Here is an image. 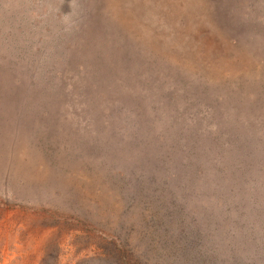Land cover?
<instances>
[{
  "label": "rangeland",
  "instance_id": "374dc122",
  "mask_svg": "<svg viewBox=\"0 0 264 264\" xmlns=\"http://www.w3.org/2000/svg\"><path fill=\"white\" fill-rule=\"evenodd\" d=\"M0 264H264V0H0Z\"/></svg>",
  "mask_w": 264,
  "mask_h": 264
}]
</instances>
